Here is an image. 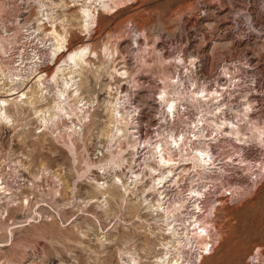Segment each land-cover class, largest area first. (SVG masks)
<instances>
[{
  "label": "rangeland",
  "instance_id": "1",
  "mask_svg": "<svg viewBox=\"0 0 264 264\" xmlns=\"http://www.w3.org/2000/svg\"><path fill=\"white\" fill-rule=\"evenodd\" d=\"M103 1L107 9L95 1L87 4L98 12L96 22L87 24L80 11L83 0L75 5L71 0H0V72L10 77L27 71L38 58L50 77L53 21L64 47L85 48L77 98L88 104L82 111L71 106L70 118L63 112L53 116L60 78L48 81L44 93L32 83L33 104L12 101L7 107L9 122H0V264H167L175 258L177 264H222L232 254L235 264L253 263L259 252L264 255V0ZM114 67L129 78L116 76ZM172 77L183 83L180 101L189 114L177 123H194L207 113L208 106L192 100L204 87L219 91L222 109L229 119L244 122L246 137L215 140L235 198L215 206L219 192L209 189L192 218L196 199H190L189 190L208 177L197 175L192 165L179 170V181L167 191V205L184 201L177 218L193 224L170 221L171 227L185 228L180 230L188 235L185 247L174 246L164 218L141 206L144 199L155 201L148 191V167L156 164L148 160L149 149L136 154L132 146L135 113L134 124L122 126V136L110 138L109 128L110 102L120 87L130 92L134 107L136 100L141 123H167L158 98ZM135 171L142 183L126 193ZM257 173L263 174L253 181ZM221 178V171L211 175L213 182ZM106 180L113 182L110 195L97 196ZM196 219L209 236L195 238ZM208 244L212 248L206 250Z\"/></svg>",
  "mask_w": 264,
  "mask_h": 264
},
{
  "label": "bare ground",
  "instance_id": "2",
  "mask_svg": "<svg viewBox=\"0 0 264 264\" xmlns=\"http://www.w3.org/2000/svg\"><path fill=\"white\" fill-rule=\"evenodd\" d=\"M71 1L75 5V4H78L79 0H71ZM92 1H95L96 4L98 3V6L101 9H107V7H108L107 4L103 0H83L85 5L83 4L81 6L82 8L80 11H81L82 18L84 19L85 23H87V24H93L94 22H96V20L98 18V12L96 11L97 12L96 13L87 7V6H89L87 4L91 3ZM97 10H99V9H97ZM49 22H50L51 27H53L52 35H53V38H54L55 43H56L54 46L55 48H54V52L52 53V59H51L52 64L55 65L54 66L55 69H54L52 75L50 77H48L40 69L41 66L39 65V59L37 58L35 60L34 64L32 66H30L27 71L18 72L16 74L10 75V77H6L2 72H0V92H1L0 93L1 94L0 95V122H7L9 120V116L7 115L6 110H7V107L9 106L10 102L15 101V102H18L21 104H25V105L30 104L31 105V103L34 99L33 97L35 95V94L32 95V93H34V92H31L32 86H30V85L32 83L41 92L44 93V90L47 89L48 81L55 82L56 80L62 78L63 85H62L60 90H57V92H55L56 95L54 97L55 103L53 106V108H54L53 116L60 115V113L63 112V113H65L67 118L68 117L70 118L71 106H74L77 110L82 111L85 108V106L88 105L87 103H84V101L82 99L77 98L79 96V86H78L77 77H78V75L80 76V74H81V73L80 74L77 73V69L82 64H84L86 62L84 59L85 57L83 55L85 48L69 50L66 47H64V45H63L64 43L62 42V37L59 34H57V31L55 30L56 28H55L53 21H49ZM93 26L94 25H92V27ZM1 48L2 47L0 45V49ZM64 50L67 51L66 52L67 54L63 58L57 60V58H58L57 56L61 52H63ZM113 72L115 73L116 76H124L125 79H126V77H128L127 71L121 72L116 67H114ZM111 77H112V75H111ZM33 80H34V82H33ZM62 80H61V82H62ZM180 85H183L182 81L179 79L176 80V78L172 77V79L170 78L168 85L165 84V86L163 88H161L162 90L160 91V97L158 98V100H159L158 103H160L161 107L165 108L164 113H163L164 117H162V119L166 120L167 123H171L170 122V116L179 114V112L181 111V108L183 107L184 102L182 103L180 101L182 99L180 96V95H182V93H180L179 92L180 90L178 89V87ZM120 88L117 89L115 100L113 102H110L111 103V109L109 108L110 113H111L110 117H112V122H113V124L111 123L112 125L109 127V128H111L110 138L120 136V135L122 136L124 134V128L122 129V126L125 125V127H126L128 125L130 126V124H134V121H133L134 118L133 117H134V113H135V131H134L135 134H134V132H132V130H130V132L132 133L131 134L132 136H130V137L135 138V140H133L134 144L132 146L136 149V154H138V151H140L141 147L149 149V154L151 156L149 157L148 160H150V158H154V160L156 162V163L154 162V164H156V166H154V167L149 166L148 167L149 168L148 172H150V174L152 175V181H151V185H150V188L148 189V191H151L152 193H154V195H156L155 201L154 202L152 201L153 202V203L151 202L152 204L151 203L147 204V202H146L147 199L143 198L144 200L141 202V206H144L146 211L151 213L155 217L161 216L162 218H164L165 220L163 223H166L168 226V229L166 230L167 231L166 234L170 235V237L172 238L171 240H173L175 242V244L173 243L174 246L176 245V246H180V247H185L186 244L183 245L182 240L184 238V241L188 242V235L187 234L185 235L184 233H181V231H180V230H184L185 228L184 229H178L177 226H181V224L179 225V223L177 226L175 224L173 227H171L172 223L170 221L172 218H174V221L180 222V223L182 222V225H184V226H186L187 222L190 223V227L193 226V224H191V220L190 221L186 220V219L180 220L181 218L180 217L177 218V214L175 215V213H177L179 211H183V209H182L183 205H181V204H183L184 201H181V200L175 201L174 203L167 205V201H166V198L168 197L167 190L170 189V186L172 187L174 184L176 185V183L179 181L178 180L179 176H180L179 170L182 169L184 166L192 165L194 167L195 171L197 172V175L198 174L201 175V173L205 174L206 172L212 171L214 168H216L218 166L217 165L218 164L217 159L216 158L213 159V157L211 156V154L209 152V147H210L208 144V140H209L208 136L209 135L215 136V137H212L211 139H216L218 136L221 137V136L227 135V136L232 137L234 140H238V142L239 141L241 142L242 140L243 141L245 140L244 138H246V137H244L245 134L243 132V130L245 128L242 130V126L240 125V123L238 121H234L233 118L229 119L227 117L226 113L223 110L224 109L223 108L224 103L219 102L217 100V91H214V90H211L208 88L205 89L204 87H202L203 89L201 88L202 89L201 91H198V92L194 91L193 92L192 100H195L196 102H198L197 104H199L200 107L204 106V108L206 109V107L208 106L209 108L206 109L207 113L201 111L202 112L201 117L199 116L200 118L196 119L198 121L194 120L195 121L194 123H203V127L200 130L198 137H197L199 141H197V144L195 146H193V147L191 145L188 146L187 142L182 137L180 139H177L176 137H172V136L165 137V136H163V134L161 135L160 133H158L159 137L155 142L142 141L141 138L137 134L138 127H139V125H141L140 124L141 120H139V118H137V115H136L138 113V107L139 106L135 100V107H134L130 92L126 91L127 89L122 90ZM170 88H172L171 91H170ZM36 92L37 91H35V93ZM43 93L41 95L44 96ZM36 96L38 97V95H36ZM73 97H76L77 102H76V104L72 105V104H70L69 101ZM51 104H53V103H51ZM128 104H130V105H128ZM244 106H245L244 109L243 108L242 109L247 111L248 108L250 107V103L247 102L246 105H244ZM50 108H51V106H50ZM71 111H72V109H71ZM232 112H234V111H232ZM86 113L89 114V111ZM234 114H235V112H234ZM243 114L246 115V113H243ZM243 114H241V116ZM61 116H63V115H61ZM165 116H167V117L165 118ZM82 117L83 118H86V117L90 118V115L82 116ZM130 118L132 121L130 120ZM235 118H237L236 114H235ZM243 118H244V116H243ZM238 119H239V117H238ZM238 119H236V120H238ZM241 120H242V118H241ZM241 120H239V121H241ZM208 129L210 130V132H212V134H206L207 133L206 131ZM255 135H257V134L255 133ZM248 139H251V138H248ZM143 144H145V145L143 146ZM177 154L179 156L178 159H176ZM136 158H137V156H136ZM183 158H187V159H183ZM147 163L148 162H146V167H147ZM183 169L185 170V168H183ZM131 170H133V169H130L129 171H131ZM140 174L141 173H138L137 171L132 172V176H130L131 181H130V183L128 182L129 185L126 188L124 187L126 193L129 191L132 184H135V188H136V186H138V184L140 185V182L142 181L141 180L142 178H140L141 177ZM206 174H208V173H206ZM116 181H115V183H116ZM113 182H114V179H113ZM117 182H119V181H117ZM121 182H122V180H121ZM112 183H111V185H112ZM98 184H100V182ZM121 184H123V182ZM111 185L109 184V180L104 181V183H102L99 186L100 189H102V192L101 191L100 192L103 194H98L99 192L96 191V193L98 192L97 196H99V195L103 196L104 195V197H105L107 193L110 195L109 190H111V188H110ZM113 185H115V184H113ZM116 185L118 186V184H116ZM123 186H124V184H123ZM123 186H122V188H123ZM204 187H206L205 183L201 186L196 187V188L192 187L189 190L190 199H196L193 202V205H191L195 211L194 213H192L193 214L192 218H196L197 213H198L196 211L201 209V204L199 202V199H200L199 196H201L203 194V188ZM98 188H96V190ZM120 188H121V186H120ZM100 189H98V190H100ZM136 191H134V192H136ZM145 191H144V193H145ZM125 192H124V194H125ZM101 196L98 198L99 200H100ZM141 197H138L137 200H140ZM145 198H146V196H145ZM138 203H139V201H138ZM201 222L202 221H200L199 219H196L195 223H198V224L195 225L196 228L193 229V231H195L194 236L197 239L198 238L202 239V238H204V236L205 237L209 236L206 225L201 224ZM188 230H189V228H188ZM188 244H190V243H188ZM175 259L176 260H172L169 262L167 261L168 262L167 264H177L178 260H177V258H175ZM235 260H236V256H235V254H232L228 258H225V260L222 262V264H235ZM156 262H157L156 264H166L165 260L163 262H161V260H157ZM128 263H130V262H128ZM179 263H180V261H179ZM134 264H138V263L135 261ZM251 264H264L263 253L259 252L256 259Z\"/></svg>",
  "mask_w": 264,
  "mask_h": 264
},
{
  "label": "built area",
  "instance_id": "3",
  "mask_svg": "<svg viewBox=\"0 0 264 264\" xmlns=\"http://www.w3.org/2000/svg\"><path fill=\"white\" fill-rule=\"evenodd\" d=\"M219 91H217L218 93ZM220 96V94L217 95ZM218 100H221L220 98ZM188 111L186 108H181V111L179 112V114L170 116V122L171 123H140L141 125H139L138 130H137V134L138 136L141 138V140L147 141L150 140L152 142H155L158 139V133H160L161 135L163 134V136L165 137H176L177 139H180L181 137L187 142L188 146H195L197 144L198 140V134L200 132V130L203 127V123H177V121L181 120L182 118H186L188 116ZM175 119V120H174ZM242 124L244 123H240V125L242 126ZM207 133L210 132V130L208 129L206 131ZM209 140H208V144H209V152L211 154V156L213 157V159H217L218 161V166L216 168H214L212 171H208L209 174H207L208 177L205 178V180L203 179H199L198 183H196L195 185H202V184H206V187L203 188V194L201 196H199V202L201 203L202 199H205L206 196L208 195V190L209 189H216L219 192V197L215 198V206H220L222 205L224 202V200H229L231 198H235L234 196L236 195L234 192V187L232 186V181L229 178V170L224 167L223 165H219L221 163H219L218 160V148H217V142H215V140H217L219 138V136L216 139H211L213 137V135H209L208 136ZM187 146V147H188ZM145 148H140V151L144 150ZM140 153V152H139ZM243 161V160H242ZM242 161H240V163H242ZM237 165V164H236ZM241 166V165H239ZM216 171H221V180L218 182H213V178L211 179V175H213V173H215ZM207 173V172H206ZM205 173V174H206ZM263 174V173H262ZM261 173H257V175L255 177H253V181H258L261 176ZM257 177V178H256ZM241 192H244V185L241 184L239 186ZM171 189V187H170ZM170 189H168L167 191H170ZM242 195V193H240V196ZM167 199V198H166ZM210 248H212L211 244H208V246L206 247V250H209Z\"/></svg>",
  "mask_w": 264,
  "mask_h": 264
}]
</instances>
